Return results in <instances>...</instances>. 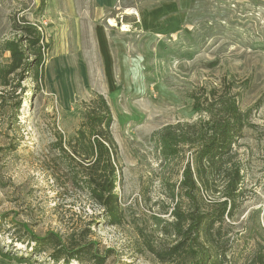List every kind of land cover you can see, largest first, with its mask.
<instances>
[{
    "label": "rangeland",
    "instance_id": "374dc122",
    "mask_svg": "<svg viewBox=\"0 0 264 264\" xmlns=\"http://www.w3.org/2000/svg\"><path fill=\"white\" fill-rule=\"evenodd\" d=\"M24 26L36 28L43 63L37 79L31 70L0 77V264H21L13 256L55 264L50 251L30 255V236L51 233L99 257L70 264H194L159 260L146 243L173 247V211L211 212L225 184L185 196L179 183L187 164L195 171L192 151L165 157L155 134L203 120L202 109L224 95L250 126L232 150L243 183L216 238L218 264H264V0H116L108 9L97 0H0V68L10 62L6 40L32 38ZM96 94L108 103L118 146L124 217L115 227L66 179L57 150Z\"/></svg>",
    "mask_w": 264,
    "mask_h": 264
},
{
    "label": "trees",
    "instance_id": "16d2710c",
    "mask_svg": "<svg viewBox=\"0 0 264 264\" xmlns=\"http://www.w3.org/2000/svg\"><path fill=\"white\" fill-rule=\"evenodd\" d=\"M23 29L32 36L30 40L21 38L4 43L3 51L9 53L10 62L0 68L2 80L20 72L25 75L30 70L36 79L40 75L43 56L39 49L38 32L33 27L24 26ZM30 56L35 61H30ZM202 110L204 119L195 124H185V130L180 125H171L156 132L155 136L159 137L161 152L165 157L176 156L181 147H190L195 171L190 169L189 164L184 168L179 184L185 196L198 192L199 186L221 179L225 184V200L208 213L183 214L174 210V222L170 226L177 244L167 247L166 251H159L146 243L148 250L159 260L172 261L176 257H185L193 259L194 264H218L217 256L221 251H218L216 238L220 235V226L225 219L232 218L240 199L243 177L239 164L231 160L234 145L242 139L245 128L250 126L246 121L247 114L238 108L234 99L226 95L208 103ZM81 114L82 121L75 134L65 143L66 149L59 139L57 150L65 166L66 179L72 186L85 190L89 199L102 208L108 225L115 227L122 223L124 216L115 192L120 171L116 165L118 146L111 133L113 116L106 99L99 94L82 103ZM55 167L58 168V164ZM51 173L59 179L58 173L53 170ZM30 238L34 243L30 255L50 251L49 257L55 264L60 261L70 264L72 260L82 263L87 257L99 259L88 244L71 240L66 245L57 234ZM4 257L8 258L7 255ZM8 259L32 264L28 256Z\"/></svg>",
    "mask_w": 264,
    "mask_h": 264
},
{
    "label": "crops",
    "instance_id": "0c3cea01",
    "mask_svg": "<svg viewBox=\"0 0 264 264\" xmlns=\"http://www.w3.org/2000/svg\"><path fill=\"white\" fill-rule=\"evenodd\" d=\"M103 7H105V8H107L108 9V7H111L112 6V4L113 3H115V1L116 0H97ZM131 10H133V9H127L126 10V15H130L131 16V14H129L128 12L129 11H131ZM158 10H160V9H158ZM158 10H155L154 12H156V11H158ZM135 11V10H134ZM136 12V11H135ZM151 17V9H150V6L147 8V9H145V10H143L142 12H141V17L142 18H148V17ZM110 20V19H109ZM112 20V19H111ZM114 21V20H113ZM125 25V24H124ZM122 28V27H121Z\"/></svg>",
    "mask_w": 264,
    "mask_h": 264
},
{
    "label": "bare ground",
    "instance_id": "6f19581e",
    "mask_svg": "<svg viewBox=\"0 0 264 264\" xmlns=\"http://www.w3.org/2000/svg\"><path fill=\"white\" fill-rule=\"evenodd\" d=\"M128 13L131 14V15H134V16L137 15V13L134 10H131ZM108 24H110L112 26H116L115 22L113 20H111V19L108 21ZM121 31L122 32H127V26L123 25L122 28H121Z\"/></svg>",
    "mask_w": 264,
    "mask_h": 264
}]
</instances>
